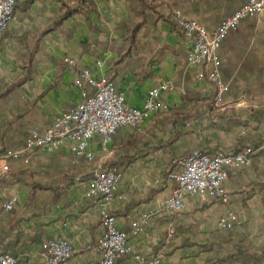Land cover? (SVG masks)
<instances>
[{"label":"crops","instance_id":"obj_1","mask_svg":"<svg viewBox=\"0 0 264 264\" xmlns=\"http://www.w3.org/2000/svg\"><path fill=\"white\" fill-rule=\"evenodd\" d=\"M241 3L17 0L8 27L0 31V254L15 256L18 264H44L41 243L66 239L75 251L64 264H98V252L87 246L103 233L101 201L86 192L100 164L121 174L106 204L118 226L130 234L132 222H141L129 242L143 260L129 255L117 264L154 258L167 264H264V10L242 20L217 50L228 86L221 104L210 99L215 85L198 78L206 68L188 64L192 41L173 19L180 10L212 31ZM129 19L145 22L135 45L125 40L122 24ZM81 68L112 79L125 103L136 108L150 89L166 82L169 87L158 96L163 108L148 114L141 131L121 127L107 144L94 136L92 160L74 155L70 142L62 141L36 150L27 164L8 159L4 172L6 150L22 147L32 130H43L90 90L77 82ZM213 109L220 111L218 118L209 115ZM246 149L250 164L227 169V203L195 194L182 210L165 209L173 188L168 174L182 169L187 153ZM13 195V208L5 210L3 203ZM226 210L239 224L219 230L217 219Z\"/></svg>","mask_w":264,"mask_h":264},{"label":"built area","instance_id":"obj_2","mask_svg":"<svg viewBox=\"0 0 264 264\" xmlns=\"http://www.w3.org/2000/svg\"><path fill=\"white\" fill-rule=\"evenodd\" d=\"M17 0H0V31L5 30L14 13ZM264 10V0H242V3L228 16L223 18L212 31L193 18L185 17L180 10L173 14L178 30L192 41V48L187 53L188 64L203 65L206 72L198 73V78L206 76L214 82L216 87L215 103L221 104L224 94L228 91L227 84L220 74V58L217 50L227 34L235 30L242 20L253 17ZM69 65H76L74 59L65 57ZM102 62L98 61V65ZM77 82L87 84L88 92L83 94L80 101L72 108L56 116L43 130H32L22 147L8 149L3 153L2 170L9 171L8 159L20 160L27 164L32 154L39 149L51 150L62 141L70 142L71 152L86 160L93 159L89 150V143L94 136H99L103 144L112 140L115 132L121 127H130L141 131L145 119L150 112L163 108L158 100L161 89H167L169 84L161 83L150 89L142 108L129 106L124 96L119 92L113 80L107 76L95 78L88 68L78 71ZM105 150V147L103 148ZM250 149L241 152L218 150L208 155L199 150H192L182 159V169L168 174L173 183L170 195L166 198L164 207L170 211H180L186 206V198L195 194H205L210 199L225 204L228 202V192L225 187L228 168L248 166ZM121 174L113 169L102 167L100 164L94 169L88 182L86 196L98 198L101 205L98 211L103 233L96 245H88L87 249L98 252V264H117L123 256H134L142 261L143 256L134 252L129 242L130 235H136L141 230V222H132V232L121 229L116 216L106 208V204L113 200L114 191ZM16 195L3 203L5 210H11L16 201ZM239 224L237 215L225 211L217 219V228L231 229ZM169 228L168 234H173ZM74 247L66 239H49L41 243L39 256L44 264H64L74 253ZM0 264H18V259L9 254H0ZM148 264H167L157 258Z\"/></svg>","mask_w":264,"mask_h":264},{"label":"trees","instance_id":"obj_3","mask_svg":"<svg viewBox=\"0 0 264 264\" xmlns=\"http://www.w3.org/2000/svg\"><path fill=\"white\" fill-rule=\"evenodd\" d=\"M137 13H140V12H137ZM144 25H145L144 21L134 22V21H131V19L127 20V22L122 24V26L125 30V40L129 42V45H135V43L139 42L138 33H139V30L141 29V27H143ZM208 81L211 82L212 84H214L213 81H211L209 79H208ZM215 93H216V87L214 86L213 92L210 93V99L215 96ZM201 152L205 153L204 151H201ZM231 152L235 153L236 151H231ZM94 169L91 172V176H92ZM108 169H110V168H108Z\"/></svg>","mask_w":264,"mask_h":264},{"label":"rangeland","instance_id":"obj_4","mask_svg":"<svg viewBox=\"0 0 264 264\" xmlns=\"http://www.w3.org/2000/svg\"><path fill=\"white\" fill-rule=\"evenodd\" d=\"M219 112H220V111H217L216 109L209 110V115L213 116V118H216V117L218 118V117L220 116V113H219ZM218 115H219V116H218ZM187 154H188V153H187ZM187 154H186V155H187ZM186 155H185V156H186ZM185 156H184V157H185ZM184 157H183V158H184ZM183 158H182V159H183ZM102 167H103V166H102Z\"/></svg>","mask_w":264,"mask_h":264}]
</instances>
